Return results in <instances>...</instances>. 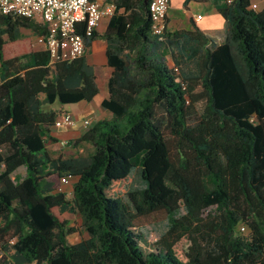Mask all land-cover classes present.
I'll return each instance as SVG.
<instances>
[{"label":"trees","instance_id":"trees-1","mask_svg":"<svg viewBox=\"0 0 264 264\" xmlns=\"http://www.w3.org/2000/svg\"><path fill=\"white\" fill-rule=\"evenodd\" d=\"M125 1L130 13L104 35L112 73L102 107L113 117L78 139L94 148L87 158H53L47 138L65 105L99 94L96 67L85 57L50 65L48 49L21 36L45 39V24L0 16V264H264V9L222 6L227 41L205 37L212 48L182 72L162 60L150 0ZM76 28L88 47L87 22ZM134 169L146 187L129 193L132 209L118 192ZM66 176L78 177L72 201L60 191ZM66 211L83 217L89 239L69 243L77 229ZM164 220L146 253L139 229Z\"/></svg>","mask_w":264,"mask_h":264},{"label":"crops","instance_id":"crops-1","mask_svg":"<svg viewBox=\"0 0 264 264\" xmlns=\"http://www.w3.org/2000/svg\"><path fill=\"white\" fill-rule=\"evenodd\" d=\"M93 1H97L103 9L111 8L113 10L111 15H106L102 18L84 56L88 65L96 67L97 82L100 92L91 102L81 101L63 107L64 111L73 115L76 123L73 127H56L55 125L52 127L49 138L51 140L52 138L55 139V141L52 140V142L59 146L68 140L75 139L76 142H78V139L85 132L84 121L86 119L91 118L94 125L98 121L111 119L113 117L110 111L102 107L103 101L109 96V79L112 73L108 58L109 44L104 38V35L108 31L112 17L115 14L125 15L130 12L124 6L126 3L125 0ZM147 1L148 0H146V2ZM229 1L230 0H171L168 14L167 35L164 42L167 45V55L169 54L167 65L171 69L179 67L182 72L195 69L201 57H204L207 50L212 48V42L216 45H223L227 41L229 22L220 13V8L230 3ZM252 3L258 4L259 11L264 9V0H252ZM199 16L202 18L199 19ZM32 20H36V22L43 25L45 24L39 16ZM35 34L37 35V39L30 37L33 49L35 51L46 50L47 46L44 37L37 33ZM205 37L210 38L212 42H207ZM5 38L8 39L7 36ZM22 39L24 38L22 37ZM35 40L39 45L35 43ZM16 46L18 45L15 44V47ZM6 52H8V47ZM8 56L12 57L13 55ZM1 83L0 64V84ZM41 98L43 100L45 95H42ZM44 108L47 111H58L61 106L56 102L54 105H46ZM78 143H80L82 147L86 146L94 151L90 142L84 141ZM47 147L52 156L53 152L50 151L49 146ZM58 148L60 147H53V150H60ZM59 157L61 156L54 158Z\"/></svg>","mask_w":264,"mask_h":264},{"label":"built area","instance_id":"built-area-1","mask_svg":"<svg viewBox=\"0 0 264 264\" xmlns=\"http://www.w3.org/2000/svg\"><path fill=\"white\" fill-rule=\"evenodd\" d=\"M170 5L171 0L149 1L151 30L159 42L166 40ZM250 9L259 11V6L252 3ZM112 13L111 8L103 9L97 1L93 0H0V16L42 18L47 26L45 41L51 54L50 65L52 66L59 60L72 61L85 56L86 38L78 34L77 24L86 21L87 37H92L102 18ZM201 18L199 16V19ZM75 123L73 115L65 113L57 119L55 126L73 127ZM92 126L91 118L84 121L85 130H89ZM60 191L63 192L62 188Z\"/></svg>","mask_w":264,"mask_h":264},{"label":"rangeland","instance_id":"rangeland-1","mask_svg":"<svg viewBox=\"0 0 264 264\" xmlns=\"http://www.w3.org/2000/svg\"><path fill=\"white\" fill-rule=\"evenodd\" d=\"M36 21V20H34ZM21 36L24 39H30V37L37 39V35L29 29L22 28L21 29ZM31 40V39H30ZM35 43L39 45L38 42ZM161 47L164 48V53L162 60L167 63L169 60V54L167 55V45L163 42L160 43ZM86 131V130H85ZM49 143V144H48ZM47 146H49L50 151L53 152L52 156L54 157H66V158H87L93 153V149H90L86 146H81L80 143L76 142L75 139L65 141L61 146L55 145L50 138H47ZM81 146V147H80ZM53 147H60V150H53ZM1 171V169H0ZM26 176V168L21 167L16 172L13 173V178L19 182L22 181ZM78 180V177L75 176H66L62 181V190L66 193L67 198L69 201L73 200L74 197V187ZM146 187L139 169H134L128 180L120 187L119 189V196L123 198V200L130 206V208H134L133 204L130 201L129 193L134 190H141ZM182 215L186 214L185 208L182 207ZM215 208L208 209L203 217L209 218L210 214L214 215ZM64 217L69 220L71 225L77 229V232L70 235L68 237L70 244H77L82 240H86L90 238V235L85 227V221L83 217L74 211H66L64 213ZM170 227L169 221H150L146 226L139 229V232L142 233L143 239L141 240V246L146 253H150L155 251L158 247V242L160 239L165 235ZM11 244H13L16 239L15 237L11 236L10 238Z\"/></svg>","mask_w":264,"mask_h":264}]
</instances>
